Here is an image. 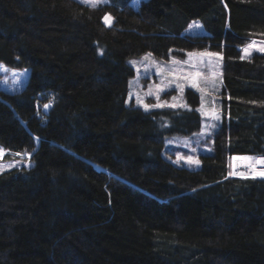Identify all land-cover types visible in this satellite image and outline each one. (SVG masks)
<instances>
[{
	"label": "trees",
	"instance_id": "trees-1",
	"mask_svg": "<svg viewBox=\"0 0 264 264\" xmlns=\"http://www.w3.org/2000/svg\"><path fill=\"white\" fill-rule=\"evenodd\" d=\"M193 19L208 34H186ZM254 38L264 0H0V61L31 68L23 91L0 89V147L31 161L0 173V264H264V177L231 172L234 155L264 157ZM195 49L224 53L198 168L164 155L167 135L200 130L196 91L186 109L127 103L130 57Z\"/></svg>",
	"mask_w": 264,
	"mask_h": 264
},
{
	"label": "rangeland",
	"instance_id": "rangeland-1",
	"mask_svg": "<svg viewBox=\"0 0 264 264\" xmlns=\"http://www.w3.org/2000/svg\"><path fill=\"white\" fill-rule=\"evenodd\" d=\"M79 1L82 2V0ZM142 1L130 0V3L139 7ZM100 3H114V0H96L95 5ZM106 15L112 18L110 24L112 25L114 16L110 13ZM185 33L188 35L208 34V31L200 19H193L185 29ZM261 49H264V39L254 38L243 45L242 55L250 57L255 53H264ZM128 61L134 68V75L129 80L128 105L138 106L148 112L159 109H186L192 106L187 91L193 89L199 94L200 104L197 106V110L202 116L200 130L190 135H167L164 155L176 163L192 168L200 167L202 155L214 151L215 133L222 119L221 93L224 77V53L212 49H195L187 51L183 56L171 54L168 58H160L153 52L147 51L141 55L130 57ZM30 75L31 68L29 66L11 67L0 61V89L2 90L23 91L28 84ZM146 105L147 107H145ZM0 150H2L0 151V173L15 166L31 164L27 153L6 158L5 150L1 147ZM178 156L183 159L178 160ZM187 157H192L199 163H190ZM240 161L246 167L249 165L251 171L254 170V172L240 173L237 170ZM262 161H264V157L234 155L231 159V172L236 176L264 177V175H260V173H264V162Z\"/></svg>",
	"mask_w": 264,
	"mask_h": 264
},
{
	"label": "snow or ice",
	"instance_id": "snow-or-ice-1",
	"mask_svg": "<svg viewBox=\"0 0 264 264\" xmlns=\"http://www.w3.org/2000/svg\"><path fill=\"white\" fill-rule=\"evenodd\" d=\"M82 2H84V3H90L92 6H95V4H96V0H82ZM104 19H105V22L107 23V24H111L112 23V18L110 17V16H108V15H106L105 17H104ZM262 51H264V49H261ZM162 106V105H161ZM44 107L45 108H48L49 107V105H44ZM145 107H147V105L145 106ZM0 151H2V150H0ZM194 151V150H193ZM179 159H183V157H179L178 156V160ZM187 160L190 162V163H196V164H198L199 163V161L198 160H193V158L192 157H187ZM262 162H264V161H262ZM260 175H264V173H260Z\"/></svg>",
	"mask_w": 264,
	"mask_h": 264
},
{
	"label": "bare ground",
	"instance_id": "bare-ground-1",
	"mask_svg": "<svg viewBox=\"0 0 264 264\" xmlns=\"http://www.w3.org/2000/svg\"><path fill=\"white\" fill-rule=\"evenodd\" d=\"M238 164H239V169L237 167V170L240 171V173L245 172V171H251V167L249 165H248V167L244 166L242 164V161L238 162Z\"/></svg>",
	"mask_w": 264,
	"mask_h": 264
},
{
	"label": "built area",
	"instance_id": "built-area-1",
	"mask_svg": "<svg viewBox=\"0 0 264 264\" xmlns=\"http://www.w3.org/2000/svg\"><path fill=\"white\" fill-rule=\"evenodd\" d=\"M251 172H254V170L250 171L249 174H250Z\"/></svg>",
	"mask_w": 264,
	"mask_h": 264
}]
</instances>
